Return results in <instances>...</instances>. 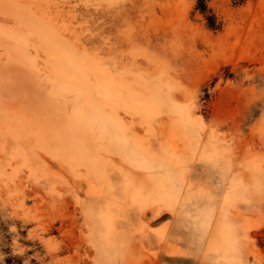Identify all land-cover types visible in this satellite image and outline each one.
Instances as JSON below:
<instances>
[{"label":"rangeland","instance_id":"374dc122","mask_svg":"<svg viewBox=\"0 0 264 264\" xmlns=\"http://www.w3.org/2000/svg\"><path fill=\"white\" fill-rule=\"evenodd\" d=\"M0 0V264H264V0Z\"/></svg>","mask_w":264,"mask_h":264},{"label":"trees","instance_id":"16d2710c","mask_svg":"<svg viewBox=\"0 0 264 264\" xmlns=\"http://www.w3.org/2000/svg\"><path fill=\"white\" fill-rule=\"evenodd\" d=\"M236 5H243L250 0H232ZM209 0H197L196 10L199 11L205 18L207 25L212 30H220L222 23L218 21L216 15L208 5Z\"/></svg>","mask_w":264,"mask_h":264}]
</instances>
